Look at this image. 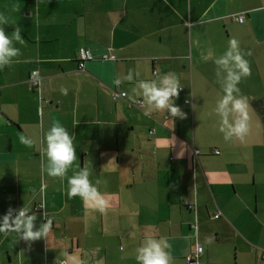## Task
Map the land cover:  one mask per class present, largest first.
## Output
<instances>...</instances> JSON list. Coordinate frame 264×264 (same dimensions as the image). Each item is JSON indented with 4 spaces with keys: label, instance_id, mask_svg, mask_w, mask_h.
I'll return each instance as SVG.
<instances>
[{
    "label": "crops",
    "instance_id": "0c3cea01",
    "mask_svg": "<svg viewBox=\"0 0 264 264\" xmlns=\"http://www.w3.org/2000/svg\"><path fill=\"white\" fill-rule=\"evenodd\" d=\"M0 13L14 22L6 34L19 26L25 40L13 42L22 55L0 70V224L21 207L37 216L36 228L45 217L53 222L48 240L30 245L0 233V264H70L69 255L138 264L146 235L171 245L173 264H186L195 244L193 264H264V122L252 105L264 98V0H0ZM231 39L251 69L237 85L249 105L243 142L223 139L215 113L224 92L214 59ZM79 46L91 54L83 68ZM209 50L213 59L204 61ZM170 72L186 114L174 122L167 112L146 115L132 91ZM202 96L215 104L202 107ZM54 121L77 154L63 180L41 169ZM84 167L109 202L107 214L68 195V177Z\"/></svg>",
    "mask_w": 264,
    "mask_h": 264
},
{
    "label": "clouds",
    "instance_id": "9594fccd",
    "mask_svg": "<svg viewBox=\"0 0 264 264\" xmlns=\"http://www.w3.org/2000/svg\"><path fill=\"white\" fill-rule=\"evenodd\" d=\"M14 23L9 16L0 13V70L5 67H11L14 58L22 55L19 48L13 47V42L21 45L25 40L21 36V28L15 26L11 36L6 34L5 25ZM250 55V53H249ZM204 61L213 59L211 50L208 55L202 56ZM217 81L223 88L224 95L217 101L215 113L220 118L219 131L223 133V139L231 142L233 139L244 141L250 132V117L248 113L247 98L240 94L237 85L242 78L251 75L249 62L244 59L239 42L236 39L229 41V48L224 55L215 58ZM226 73L223 80H220L221 72ZM139 76V72H135ZM131 82L133 80V71L129 70L125 78ZM118 78L114 81L116 85L121 83ZM138 88H133V93L141 97L137 103L145 110V114L152 112H167L170 119H184L186 114L176 105L175 101L179 97L182 89L179 78L175 73H168L156 81L140 80ZM61 92L67 94V89L62 88ZM187 102V101H186ZM47 157L46 165L42 162L41 169L46 171L50 177L60 178L63 180L67 177L77 160L76 150L73 144V138L70 136L64 126L59 121H54L50 130L46 134ZM20 142L26 146H32L33 141L23 135L20 136ZM79 168V165H77ZM91 172L88 167L75 171L71 177H68V195L69 197L79 196L86 206V209L98 211L101 214H107L109 202L94 185L89 176ZM101 183L97 181V184ZM103 183H107L104 181ZM45 202L42 200L39 207L45 208ZM13 209L9 208L8 213L3 217V223L0 224V233L7 237L10 233H16L19 239L27 242L29 245L38 240H48L53 222L45 217L46 222L36 228L35 214L29 215V209L21 207L18 214L13 216ZM171 245L163 238H156L153 235H146L141 246L136 249V260L138 264H173V257L170 252ZM70 264H86L78 256L69 255Z\"/></svg>",
    "mask_w": 264,
    "mask_h": 264
},
{
    "label": "built area",
    "instance_id": "2783aa9c",
    "mask_svg": "<svg viewBox=\"0 0 264 264\" xmlns=\"http://www.w3.org/2000/svg\"><path fill=\"white\" fill-rule=\"evenodd\" d=\"M237 20H241V14L236 16ZM91 57L90 51L88 48L84 46H79L76 50V66L77 68H83L84 63L86 60H88ZM38 75L36 72V69H31L30 73L26 79L28 87L34 88L38 84ZM116 94V93H115ZM120 95H124V92H119ZM187 100V99H185ZM195 151V150H194ZM214 152H217L215 149ZM18 211L16 214H18ZM220 213L217 209L212 213V217L218 216ZM201 251V245L200 244H195L194 248L192 251H190L188 254L185 255L186 262L188 264H193L194 258L198 255V253Z\"/></svg>",
    "mask_w": 264,
    "mask_h": 264
},
{
    "label": "trees",
    "instance_id": "16d2710c",
    "mask_svg": "<svg viewBox=\"0 0 264 264\" xmlns=\"http://www.w3.org/2000/svg\"><path fill=\"white\" fill-rule=\"evenodd\" d=\"M253 107L257 110L260 115V118L264 122V98H258L252 101Z\"/></svg>",
    "mask_w": 264,
    "mask_h": 264
},
{
    "label": "rangeland",
    "instance_id": "374dc122",
    "mask_svg": "<svg viewBox=\"0 0 264 264\" xmlns=\"http://www.w3.org/2000/svg\"><path fill=\"white\" fill-rule=\"evenodd\" d=\"M197 100H199V102L202 104L201 106L206 108H210L211 106H213L215 103L212 100H209V98L207 97H198ZM199 112V107L197 109L194 110L195 116L198 115Z\"/></svg>",
    "mask_w": 264,
    "mask_h": 264
},
{
    "label": "water",
    "instance_id": "95a60500",
    "mask_svg": "<svg viewBox=\"0 0 264 264\" xmlns=\"http://www.w3.org/2000/svg\"><path fill=\"white\" fill-rule=\"evenodd\" d=\"M186 264H188V263L186 262Z\"/></svg>",
    "mask_w": 264,
    "mask_h": 264
}]
</instances>
